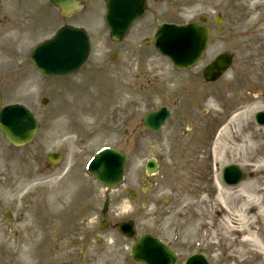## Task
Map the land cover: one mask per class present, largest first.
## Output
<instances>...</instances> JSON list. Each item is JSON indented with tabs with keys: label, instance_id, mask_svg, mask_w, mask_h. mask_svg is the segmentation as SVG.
Wrapping results in <instances>:
<instances>
[{
	"label": "rangeland",
	"instance_id": "obj_1",
	"mask_svg": "<svg viewBox=\"0 0 264 264\" xmlns=\"http://www.w3.org/2000/svg\"><path fill=\"white\" fill-rule=\"evenodd\" d=\"M83 1L85 6L74 14L76 17L74 22L94 26L90 31L98 62L90 61L81 74L58 81V79L47 80L40 75L31 66L27 57L35 44L52 35L58 26L71 20V17L61 18L57 10L48 5L47 0H0V47L5 49L6 47L3 46H7L8 49L7 56L0 55V91L3 104L21 102L34 111L39 120L38 133L29 145L11 146L0 133V243L2 242L0 264L41 263L38 242L33 241L28 234V230L35 223L36 214L39 213H32L31 208L35 207L36 210L42 208V204L38 205L34 202L40 196V186L39 184L32 186L29 181H38L39 178L27 179L23 176L41 169L43 156L48 152L56 150L63 153V161L59 165L61 168L63 164H71V155L81 156L82 164L88 154L104 143L115 144L129 154L126 167L128 185L143 174V166L148 157L153 156L158 160V172L153 176L145 177L144 185L146 180L152 181V188L149 187L150 193L158 192L160 202L165 209L169 207L172 209L169 216L164 218L163 224L166 228H171L174 224L181 227L180 240L187 241V252L195 249L203 250L213 261L219 257L217 263L222 264H264L258 254L241 256L237 250L229 246V242L233 238L237 239V236L228 235L227 240L222 237L223 230L220 228L224 227L223 216L215 213L217 202L214 194L219 192L216 178L220 180L219 173L224 165L237 163L246 171L252 170L253 177L257 180H264L262 154L256 151L254 156L249 157L250 159L243 156L244 153L240 155L232 149V141L229 139L220 140L230 147L224 155V160L216 167L211 162L209 155L211 146L208 147L205 138L209 130L213 133L221 115L218 113L222 109L221 97L223 101L230 92L227 91V87L223 86L222 90V86L219 85L209 86V91H203L199 87L197 91L196 88L189 90L187 72L174 71L170 63L155 49L147 50L143 44L142 48L136 46L140 43L141 37H150L152 25L157 24L159 19L161 21L170 18L175 22H187L189 18L203 13L209 16L214 26L215 14L220 12L225 26L223 36L219 39L215 37L210 47L214 52L222 49L234 51L235 67L249 68V74L252 70L254 78L264 74V0L152 2V8L143 20L141 30L140 28L139 31L132 30L131 39H125L121 43L108 40L102 19L98 24H94L99 20V14L102 15L103 5L100 1ZM257 2H261L262 5ZM153 8H159L155 17L150 13ZM160 9H164L165 14L161 13ZM92 11L97 13L93 14ZM10 20L13 28L9 29V32L12 33L13 38L8 41L6 31L2 28L9 25ZM246 21L251 23L246 24ZM112 52H116L120 60L114 64L121 63L124 64L123 66L119 67L120 64L117 67L111 66L108 55ZM140 52L143 57L142 63L137 57ZM91 63L94 67L93 65L90 67ZM115 73L120 74V80L126 81L127 86L126 90L117 93L119 98L115 103L117 106L110 104L104 109L95 106L93 111L87 108L85 114L81 115L79 107L85 108L92 103L85 98L75 100L76 89L73 90L75 80H78L80 85H84L83 81L86 79L108 78L105 79L106 81L102 80L103 86L97 84L95 89L102 87L110 92L109 75ZM193 84L195 85V81ZM256 88L261 87L256 86ZM202 91L203 95L210 96L214 100V106L212 104L206 106L207 110L204 105L196 107ZM89 92L94 94L91 90ZM238 94L240 97L251 95L241 92ZM255 95L263 100V95L260 96L258 93ZM43 97L48 99L45 105L40 102ZM61 100L65 104L63 108ZM72 101L74 105L75 103L78 105L75 112H72L74 110ZM123 101L124 104L126 102L125 109L120 105ZM192 103L194 105H191ZM161 105L169 107L171 112L167 124L158 134H145L140 137L138 132L143 114ZM188 123H191V127L186 129ZM98 124L101 126L97 127ZM124 130H127V133L124 134ZM249 130L253 131L251 126ZM81 134L83 136L85 134V138L81 137L73 141L75 135L81 136ZM262 136L264 137V134ZM205 146L207 158L205 153L201 154ZM77 170L78 165L73 168L72 173L75 175ZM60 171L58 170L57 174ZM32 175L35 176V173ZM252 178L247 177L244 182H250ZM224 188L226 187H223V190ZM100 189L101 187L98 186L99 192ZM236 190H230L232 194L229 195V200L238 195ZM58 191V187L53 190L56 194L59 193ZM63 191L64 193L71 191V188H63ZM225 191L224 194L228 195L227 190ZM61 194L63 196L62 191ZM168 197L170 200L166 202ZM52 201L51 196L47 195L44 207L47 203L46 207L52 205L54 203ZM164 202L167 203L166 206ZM234 205V207L240 206L239 203L237 206ZM239 210L243 211V207ZM8 211L15 214L11 220L6 217ZM254 212V208L246 210L248 215ZM207 222L212 224L211 229L206 225ZM179 244L182 246V243ZM31 246L36 249L32 250ZM242 260L248 262L243 263Z\"/></svg>",
	"mask_w": 264,
	"mask_h": 264
},
{
	"label": "flooded vegetation",
	"instance_id": "obj_2",
	"mask_svg": "<svg viewBox=\"0 0 264 264\" xmlns=\"http://www.w3.org/2000/svg\"><path fill=\"white\" fill-rule=\"evenodd\" d=\"M232 82L251 85L246 73H235ZM77 191L46 214L35 235L39 239L41 256L45 264H143L132 260L130 247L133 237L144 230L146 209L154 218V226L160 230V217L165 216L158 194L144 192L142 177L130 188H120L112 201H98L94 185L76 186ZM118 190V189H116ZM130 195V199H129ZM130 222L134 236L122 232L119 223ZM162 232H165L161 225ZM181 231V228H179ZM141 235V232L139 233ZM133 241V242H132ZM177 252V251H176ZM183 251H178L177 254Z\"/></svg>",
	"mask_w": 264,
	"mask_h": 264
},
{
	"label": "bare ground",
	"instance_id": "obj_3",
	"mask_svg": "<svg viewBox=\"0 0 264 264\" xmlns=\"http://www.w3.org/2000/svg\"><path fill=\"white\" fill-rule=\"evenodd\" d=\"M260 6L261 2H257ZM251 21H246V24H250ZM8 49L0 47V55L7 56ZM207 103L211 105L213 102L211 99L207 100ZM255 102H244L237 105L234 113H231L227 123L218 132L214 145H213V163L218 165L224 160L225 154L230 149L228 144H223L220 140L222 138L230 139L232 141V149L239 154H243L249 158L254 155L256 151L260 152L264 157V142L261 137L254 135L249 130V116L255 108ZM235 128L234 130H232ZM259 182L262 183L259 185ZM219 192H217L216 200L218 201L216 214H222L223 228L222 237L227 240L228 235H236L229 242V246H232L234 250H237L241 256L246 254L259 253L262 254L264 259V226H254L257 222L264 225V181L253 178L250 182H243L237 185L236 192L238 195L229 200V195L232 194L231 189L223 190V186L217 183ZM240 204L239 207H234L236 204ZM215 207V208H216ZM243 207V211L239 208ZM255 208L254 214L248 215L246 210L248 208ZM207 226L212 227V224L207 222Z\"/></svg>",
	"mask_w": 264,
	"mask_h": 264
},
{
	"label": "water",
	"instance_id": "obj_4",
	"mask_svg": "<svg viewBox=\"0 0 264 264\" xmlns=\"http://www.w3.org/2000/svg\"><path fill=\"white\" fill-rule=\"evenodd\" d=\"M116 1H120V0H116ZM51 2L54 3L55 5H58L61 9L65 10L66 6L75 2V0H51ZM109 4H110L109 20L111 24L112 34L113 36H118V34L123 29H125L130 19L133 18L135 14L138 12V8H140V2L138 4L132 2L131 4H127L124 8L121 9H119V7L115 4V0H109ZM192 30H193V41L197 42L196 44H194L195 50L197 49L196 51L197 53L202 49L204 45V41H205L204 36L206 37V30L198 26L197 24L192 25ZM172 34H179L181 36H185L186 45L184 44L182 48H183V53L187 54V57L185 59H180L177 62L184 64L189 63L191 60L194 59L193 57L194 55H189L187 53V35H186L187 28L183 29L182 31H173V32L166 30L165 34H162L160 36L159 42L162 41L164 45L166 36ZM84 46L85 44L80 37L76 36V39L73 41V35L69 33L68 30H64L60 32L55 38L37 47L35 51V55L33 57H30V59L33 61V64L36 67H38L42 73H44L47 76H51L53 74L66 73L81 64L85 56V52L84 55L82 52L85 50V48L83 49ZM7 110L8 108L4 109L3 113L1 114L4 115ZM149 118L150 115H148L145 118V123L147 125H149L148 122ZM0 127L5 137L9 141L15 144L27 141L30 135L29 131L27 130V128L29 127L28 123H25V125L21 128L22 130L21 134H15L13 132L11 133L8 130H5L4 127L1 126V124ZM147 168L148 171L155 170L156 169L155 161L151 160L150 162H148Z\"/></svg>",
	"mask_w": 264,
	"mask_h": 264
}]
</instances>
